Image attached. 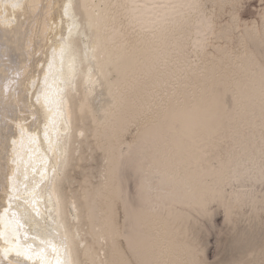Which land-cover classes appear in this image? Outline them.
Segmentation results:
<instances>
[{"label": "bare ground", "instance_id": "bare-ground-1", "mask_svg": "<svg viewBox=\"0 0 264 264\" xmlns=\"http://www.w3.org/2000/svg\"><path fill=\"white\" fill-rule=\"evenodd\" d=\"M133 2L172 7L157 15ZM205 4L0 0V264H203L184 238L192 215H209L215 201L228 220L249 199L257 206L247 188L264 183V37L248 29L254 50L228 72L225 52L196 70L189 44L203 52L214 27ZM142 115L138 139L122 150ZM89 132L104 139L106 177L77 193L66 183ZM128 167L141 173L138 201Z\"/></svg>", "mask_w": 264, "mask_h": 264}, {"label": "rangeland", "instance_id": "rangeland-1", "mask_svg": "<svg viewBox=\"0 0 264 264\" xmlns=\"http://www.w3.org/2000/svg\"><path fill=\"white\" fill-rule=\"evenodd\" d=\"M205 9L207 14L209 16L212 15L211 17L214 20L215 28L213 27L212 31L214 33L213 35L212 33L207 35V47H205L203 52L194 53L193 46L189 44L187 51L190 54L189 57L192 58H190V66H194L197 70L201 67L200 65L206 66L212 62L219 61L221 52H225L230 59H225L219 63L223 64L222 67L224 68L222 71L228 72L236 63L239 64L244 55L254 50L252 43L247 38V35H245L248 29L253 31L256 28L255 30L264 37V0H225L223 2L220 0H206ZM263 49L261 51L264 54ZM257 56L264 65V56ZM17 63L19 61L16 60V65L13 66V69L16 68ZM188 67L189 65L187 64L184 70L188 69ZM176 84L175 80L170 82L168 84L169 87L164 90L166 94L161 92L160 99L157 102L155 100L156 105L152 102L151 106L154 105V108H156L162 105L165 102L166 95L169 92L173 93L170 91L172 86L178 87V84ZM228 101H232L230 94H228ZM147 118V116L142 115L137 121L129 125L121 137L123 142L121 145L122 150H126L129 145L136 142L142 126L148 120ZM84 123L90 125L92 121L91 119H86ZM101 141H104V139H99V137H95L89 132L87 137L82 135L75 143L77 151L74 154L72 166L69 168V180L71 184L66 183V187L73 192L78 193L81 187H91L92 184L95 186L105 180L107 159L104 151L99 148L98 144L102 143ZM257 161L259 164L263 163L264 155L262 154ZM213 163L216 165L217 160H213ZM126 169L128 170L126 172L123 171V173L128 176L126 182L127 192L130 194L128 196L131 199L135 197L133 200L138 201L141 188L137 185L141 173L132 174L134 172L131 168L128 167ZM247 182H249V179ZM250 185V188L247 189H254L257 192L256 196L259 198L257 206L254 207L252 200L249 199L250 202L244 203L242 207H235L233 215L230 218L231 221H229L230 219H226L224 209H222L217 201L209 204V215L201 216L194 213L192 215L193 218L189 219L187 226L189 233L187 232V236L185 235L184 238L196 249L197 258L199 261H202L200 263L264 264V183L252 182ZM230 187L231 185L227 186V189ZM117 203L119 205H115L117 209H115V212L117 211L115 213L117 214L115 215L116 225L118 228L124 229V225H126L125 210L120 201ZM87 237L90 239L91 236L88 235ZM124 242V239L120 238V243Z\"/></svg>", "mask_w": 264, "mask_h": 264}, {"label": "snow or ice", "instance_id": "snow-or-ice-1", "mask_svg": "<svg viewBox=\"0 0 264 264\" xmlns=\"http://www.w3.org/2000/svg\"><path fill=\"white\" fill-rule=\"evenodd\" d=\"M14 7H17L18 5H13ZM70 7V5H65V15L68 14V8ZM130 7L132 8L133 11H137L139 12L141 9H144L146 11L149 12H155L157 15H160L159 10H164L167 9L169 7H172L171 5L168 4H164V3H151V4H139V3H135L133 2ZM141 15H143V13H141ZM55 55V53H54ZM49 68H51V63L49 64ZM39 101V97L37 98ZM45 136H47V132H45ZM35 139V138H33ZM13 143H15V141H13ZM5 251H11V249L9 250H5ZM31 250H21L19 248L16 249V254L17 255H26L27 253H29ZM55 251V249H54ZM28 259H31V255H27ZM57 264H61V262L59 261V259H57Z\"/></svg>", "mask_w": 264, "mask_h": 264}]
</instances>
